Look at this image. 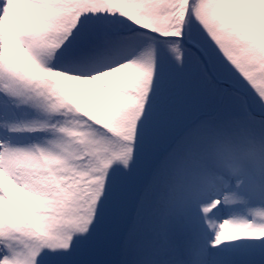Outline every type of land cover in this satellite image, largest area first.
I'll use <instances>...</instances> for the list:
<instances>
[{"label":"snow or ice","instance_id":"snow-or-ice-1","mask_svg":"<svg viewBox=\"0 0 264 264\" xmlns=\"http://www.w3.org/2000/svg\"><path fill=\"white\" fill-rule=\"evenodd\" d=\"M0 264H264V0H0Z\"/></svg>","mask_w":264,"mask_h":264}]
</instances>
